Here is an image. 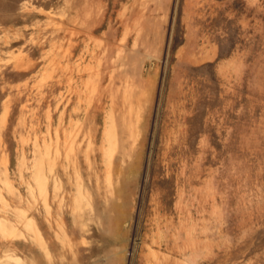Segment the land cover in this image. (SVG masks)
<instances>
[{"label":"rangeland","instance_id":"rangeland-1","mask_svg":"<svg viewBox=\"0 0 264 264\" xmlns=\"http://www.w3.org/2000/svg\"><path fill=\"white\" fill-rule=\"evenodd\" d=\"M0 264H264V0H0Z\"/></svg>","mask_w":264,"mask_h":264}]
</instances>
